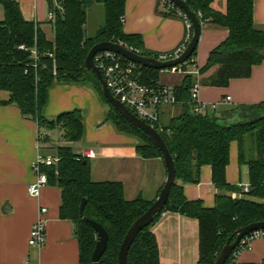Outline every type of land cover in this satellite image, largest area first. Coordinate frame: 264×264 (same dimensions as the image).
<instances>
[{
  "label": "trees",
  "instance_id": "1",
  "mask_svg": "<svg viewBox=\"0 0 264 264\" xmlns=\"http://www.w3.org/2000/svg\"><path fill=\"white\" fill-rule=\"evenodd\" d=\"M54 13V39L48 40L40 25L24 20L16 0H0L3 19L0 21V91L8 92L5 104L16 106L22 118L37 126V138L43 143L41 130L59 128L68 143L84 138V112H63L53 119L44 116L49 90L56 85L77 84L91 89L107 108L105 120L123 135L137 140L135 150L142 159L159 158L161 154L148 137L122 118L105 100L95 75L86 71L88 51L100 42H121L144 56L158 57L142 48L139 35L124 34L125 0H47ZM196 16L200 27L212 25L228 31V37L208 55L199 69L200 85L226 87L232 79L248 78L253 66L264 61V32L253 25V0H225V12L212 8L214 0H183ZM96 2L104 9L103 24L93 36L86 35L87 3ZM176 8L160 13L174 17ZM182 18L181 16H179ZM192 31V30H191ZM22 46L23 50L18 47ZM193 52L189 61L196 55ZM33 51H35L36 59ZM216 67L208 77L202 74ZM143 81L158 85L160 71L140 68ZM191 75L185 76L173 93L180 112L166 123L155 127L171 156L176 169V182L163 211L134 239L127 253V264H159L158 246L150 227L166 212L197 220L199 229V264H214L226 240L236 230L255 222H264V103L241 106L215 113L194 114L189 104ZM239 111L237 120L232 114ZM161 128V130L159 129ZM237 143L238 162L247 167L249 192L237 198L239 188L227 183L226 167L229 148ZM57 161L41 170L47 185L61 192L59 217L73 223L79 247L80 264H90L96 235L86 223H99L108 234L107 247L99 264H117L120 244L130 225L152 202L141 198L127 201L118 182H94L89 161L81 159L69 146L56 148ZM162 161V160H161ZM211 168V180L217 190L215 205L206 208L202 202L187 200L182 186L199 182L202 166ZM86 203L79 213L82 200ZM232 253L225 264H230Z\"/></svg>",
  "mask_w": 264,
  "mask_h": 264
},
{
  "label": "crops",
  "instance_id": "2",
  "mask_svg": "<svg viewBox=\"0 0 264 264\" xmlns=\"http://www.w3.org/2000/svg\"><path fill=\"white\" fill-rule=\"evenodd\" d=\"M16 1L24 20L39 24L45 37L53 41V27L47 20V14L51 12L48 1ZM52 1L56 4V0ZM225 4V0H214L212 8L225 12ZM160 12L159 0H125L122 24L124 34L139 35L144 51L158 55L176 50L185 41L188 31L182 18L166 17ZM253 25L264 32V0H253ZM227 37L226 29L212 25L201 27L193 58L198 70L206 65L211 50ZM215 69H209L202 78L210 76ZM167 76H159V85L173 88L184 78L177 74ZM199 96L203 104L217 105V110L209 113L218 116L230 109L264 103V61L252 67L248 78L232 79L226 87L201 85ZM226 97H230L227 104L223 103ZM8 99V92L0 91V264H80L74 225L59 217L60 190L46 185L37 198L28 195V186L35 180L32 163L38 152L36 146L39 144V153L43 156H55L57 147L71 148L77 143H81V147L72 149L75 154L84 148L94 149L96 157L88 160L91 179L120 183L127 201L141 198L153 202L166 178L164 164L159 158H140L135 150L137 140L118 133L105 120L107 108L87 87L61 84L48 93L46 118L53 119L73 110L84 112V138L73 143L61 138L59 144H53L46 136L42 144L37 138L36 124L22 118L16 106L5 104ZM179 112V105L164 107L159 112L160 121L166 123ZM238 116L239 111H235L231 119L237 120ZM43 132L46 130H41ZM225 178L232 186L248 184L247 167L238 162L236 142L230 144ZM176 184L181 185L179 181ZM182 191L187 200H199L204 207L213 208L217 190L211 180V168L202 166L199 182L183 184ZM231 195L237 197V193ZM40 207L47 210L44 215L46 228L44 245L37 249L30 247L28 240ZM150 232L157 242L159 264H199L197 220L166 212L152 224ZM234 264H264V238L254 239L251 249L241 252Z\"/></svg>",
  "mask_w": 264,
  "mask_h": 264
},
{
  "label": "built area",
  "instance_id": "3",
  "mask_svg": "<svg viewBox=\"0 0 264 264\" xmlns=\"http://www.w3.org/2000/svg\"><path fill=\"white\" fill-rule=\"evenodd\" d=\"M161 11L168 12L170 9L176 8L169 0H159ZM176 13L181 16L187 26V35L185 41L173 52L164 53L154 57L160 61H168L170 59L177 58L185 49L192 35L191 24L186 15L176 8ZM54 13L48 12L47 20L53 21ZM122 45L124 48L142 55L140 52L128 47L126 44L116 42ZM19 50H23V47H18ZM36 59L35 51H33ZM144 56V55H143ZM152 57V56H151ZM94 65L101 73L102 79L105 83L109 93L116 98L124 107H126L133 115L140 120L144 121L148 125L154 128L159 125V112L162 108L168 106H174L177 104L172 87L161 85H148L143 81L141 66L127 60L121 55L112 52H101L95 55ZM188 67L191 69L188 70ZM185 68V69H184ZM184 69V70H183ZM184 73L193 76L194 80L190 88V100L192 112L194 114H204L206 112H214L217 110V105H206L200 101V75L199 70L193 61H186L185 63L171 68L160 71V75H178ZM230 101V97H226L223 103L227 104ZM161 130V128L159 127ZM38 150L34 161L32 163V171L35 176L34 182L28 186V195L30 197L37 198L40 190L47 185V176L42 172V167H49L56 163L57 158L55 156H43L39 153V144L36 146ZM81 159H93L96 157V151L92 148H84L77 154ZM249 184L239 185V192L237 198L244 197L249 192ZM47 210L44 207H40L37 220L31 227L29 233L28 245L33 248L40 249L45 242V219L44 215ZM264 238V231H256L250 235L244 237L236 249L232 252V259L230 264H234L237 256L243 252L251 249V243L254 239Z\"/></svg>",
  "mask_w": 264,
  "mask_h": 264
},
{
  "label": "water",
  "instance_id": "4",
  "mask_svg": "<svg viewBox=\"0 0 264 264\" xmlns=\"http://www.w3.org/2000/svg\"><path fill=\"white\" fill-rule=\"evenodd\" d=\"M169 1L174 7L181 10L186 15L192 28L191 38L183 52L177 58L170 59L168 61H160L154 57L136 54L118 43L100 42L91 47L84 61L86 71L93 73L99 82L101 93L107 103L129 124L142 131L148 137V139L160 152L161 160L166 170V178L157 197L147 210L134 220L124 235L117 254V264H127V253L136 236L143 229L148 227L154 221L155 217L163 211L168 202L170 191L176 184V169L174 159L156 129L133 115L126 107H124V105H122L109 93L102 79L101 73L94 65V57L96 54L101 52H112L121 55L127 60L143 68H149L157 71L171 69L188 61L197 48L201 34V27L196 16L190 11L183 0ZM85 203L86 201L83 199L79 207V213L81 216L83 215ZM86 223L90 225L96 235L95 248L91 255L90 264H99V260L107 247L108 234L99 223L92 220H86ZM256 231H264V222L251 223L232 233V235L227 238L225 245L217 255L214 264H225L226 260L239 245L240 241L244 237Z\"/></svg>",
  "mask_w": 264,
  "mask_h": 264
},
{
  "label": "rangeland",
  "instance_id": "5",
  "mask_svg": "<svg viewBox=\"0 0 264 264\" xmlns=\"http://www.w3.org/2000/svg\"><path fill=\"white\" fill-rule=\"evenodd\" d=\"M87 4H88L87 5L88 22L86 25L87 27L85 28V32H86V35L93 36L94 33L98 30V28L103 24L104 9H103L101 4L96 3V2L92 3L91 5H89V2ZM2 11H3L2 7L0 6V14ZM190 69L191 68L188 67V70H190ZM178 75H180L182 77L188 76L187 74H184V73H180ZM163 77H169V76L163 75ZM193 80H194V78H193ZM43 133L46 134L48 140L51 143H53V144H59L60 143V141H61V130L59 128L48 129V130H46V132H43ZM80 147H81V143H77V144H74L73 146H71V149L76 150V149H79Z\"/></svg>",
  "mask_w": 264,
  "mask_h": 264
}]
</instances>
